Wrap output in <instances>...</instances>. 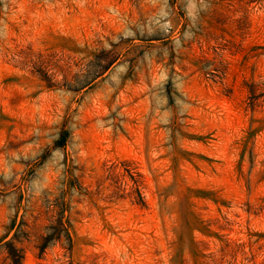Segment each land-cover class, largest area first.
<instances>
[{"label":"rangeland","instance_id":"1","mask_svg":"<svg viewBox=\"0 0 264 264\" xmlns=\"http://www.w3.org/2000/svg\"><path fill=\"white\" fill-rule=\"evenodd\" d=\"M0 264H264V0H0Z\"/></svg>","mask_w":264,"mask_h":264}]
</instances>
